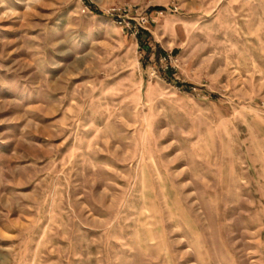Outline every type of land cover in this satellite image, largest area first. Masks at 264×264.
I'll return each mask as SVG.
<instances>
[{"label": "rangeland", "instance_id": "rangeland-1", "mask_svg": "<svg viewBox=\"0 0 264 264\" xmlns=\"http://www.w3.org/2000/svg\"><path fill=\"white\" fill-rule=\"evenodd\" d=\"M0 264H264V0H0Z\"/></svg>", "mask_w": 264, "mask_h": 264}, {"label": "trees", "instance_id": "trees-1", "mask_svg": "<svg viewBox=\"0 0 264 264\" xmlns=\"http://www.w3.org/2000/svg\"><path fill=\"white\" fill-rule=\"evenodd\" d=\"M95 11V13H100V11H98L97 9H92ZM147 32L145 31V29L141 28V29H138L137 32H136V39L140 45L141 48L145 49V50H148V47H147V43H143V38H142V35L143 34H146ZM163 54H166L165 52H161ZM170 70V68H167Z\"/></svg>", "mask_w": 264, "mask_h": 264}]
</instances>
